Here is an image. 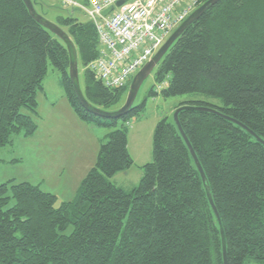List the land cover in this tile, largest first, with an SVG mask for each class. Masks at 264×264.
I'll return each mask as SVG.
<instances>
[{"label":"trees","instance_id":"obj_1","mask_svg":"<svg viewBox=\"0 0 264 264\" xmlns=\"http://www.w3.org/2000/svg\"><path fill=\"white\" fill-rule=\"evenodd\" d=\"M205 1L197 0L198 6ZM32 2L45 16V2ZM54 22L75 45L85 99L109 111L134 75L122 87L105 86L88 66L100 49L93 21L68 12ZM51 34L23 0H0V147L13 134L36 130L37 93L48 65L59 72L63 95L84 122L115 127L144 109L142 102L120 118L87 111L68 75L65 44ZM154 69L158 89L151 88L149 96L190 95L173 111L184 104L211 107L264 140V0H218L208 6ZM178 118L220 217L227 264L264 263V145L212 112L184 109ZM127 135L124 123L105 136L74 197L58 207L56 196L39 185L0 184V264H223L218 220L173 117L157 121L152 160L129 189L110 180L133 164ZM69 224L71 231L64 233Z\"/></svg>","mask_w":264,"mask_h":264},{"label":"rangeland","instance_id":"obj_2","mask_svg":"<svg viewBox=\"0 0 264 264\" xmlns=\"http://www.w3.org/2000/svg\"><path fill=\"white\" fill-rule=\"evenodd\" d=\"M43 1L44 17L48 20L54 21L56 15L72 12L80 20L90 21L81 9L66 5L64 0ZM154 72L155 69L143 80L132 104L134 107L144 102L143 111L128 122L119 120L115 127L106 128L79 119L63 95L59 72L48 65L43 91L37 93V116H34L36 130L29 136L13 134L11 142L0 147V184L8 182L10 186L13 183L30 182L39 185L43 191L56 196L54 205L58 207L62 201H69L74 197L77 187L96 161L100 144L107 140L105 136L125 123L128 127L127 149L133 164L115 173L110 180L126 189L136 185L143 174L142 165L152 160V133L157 121L164 116L170 119L173 107L178 102L191 98L190 95L169 98L149 96L151 88L158 89ZM78 75L82 87V68ZM127 91L128 89L109 111L124 103ZM194 97L219 102L215 98ZM71 229L72 225L69 224L64 233H69ZM244 264L264 263L248 259Z\"/></svg>","mask_w":264,"mask_h":264},{"label":"built area","instance_id":"obj_3","mask_svg":"<svg viewBox=\"0 0 264 264\" xmlns=\"http://www.w3.org/2000/svg\"><path fill=\"white\" fill-rule=\"evenodd\" d=\"M117 0H74L95 24L99 54L88 65L108 87H122L148 61L171 32L198 6L197 0H133L101 12Z\"/></svg>","mask_w":264,"mask_h":264},{"label":"water","instance_id":"obj_4","mask_svg":"<svg viewBox=\"0 0 264 264\" xmlns=\"http://www.w3.org/2000/svg\"><path fill=\"white\" fill-rule=\"evenodd\" d=\"M28 12L30 14V16L37 21L39 24H41L43 27H45L47 30H49L51 33H53L57 38H59L66 47V50L68 52V56H69V68H68V75L73 87V90L75 92V95L77 97V99L79 100V102L81 103V105L89 112L101 116V117H109V118H120L123 114H125L131 107L133 104V101L136 97L137 91L141 85V83L143 82V80L154 70V68L156 67V65L158 64V62L160 61V59L162 58V56L164 55V53L167 51V49L169 48V46L173 43V41L183 32V30L193 21L195 20L208 6L214 4L215 2H217L218 0H206L205 2H203L202 4H200L199 6H197L172 32L171 34L166 38V40L161 44V46L155 51V53L151 56V58L146 61L141 67L140 69L134 74L130 85L128 87V91H127V95H126V99L124 101V103L117 109L113 110V111H106L103 110L99 107H95L92 104H90L84 97L81 86H80V82H79V68H78V59H77V51L75 48V45L73 43V41L71 40V38L69 37V35L54 21L48 20L46 19L42 14L38 13L36 11V9L34 8V4L32 2V0H23ZM126 0H117L113 5L107 7L106 9H104L101 12L102 16H106L109 12H111L113 10L114 7H119L121 4H123ZM184 109H194V110H202V111H208V112H212L215 113L219 116H221L222 118L229 120L235 124H237L238 126H240L241 128L245 129L247 132H249L250 135H252L253 137L256 138V140L264 145V140L261 139L259 136H257L252 130H250L247 126H245L243 123L239 122L238 120L227 116L225 114H222L221 112H219L216 109H213L211 107H205V106H192L189 104H184V105H180L178 106L174 111H173V120L174 123L179 131V133L181 134L184 142L186 143L187 148L189 149L190 155L192 156V159L199 171V174L201 176V179L204 183L205 186V191H206V195L208 198V201L211 205V208L213 209L216 218L218 220V224H219V230H220V234H221V242H222V253H223V264H227V260H226V242H225V236H224V231H223V227L221 225V220L220 217L218 215L217 209L214 205L209 187L207 185L206 182V176L204 173V170L198 160V157L194 151V149L192 148L186 134L184 133L180 122H179V118H178V114L180 111L184 110Z\"/></svg>","mask_w":264,"mask_h":264},{"label":"crops","instance_id":"obj_5","mask_svg":"<svg viewBox=\"0 0 264 264\" xmlns=\"http://www.w3.org/2000/svg\"><path fill=\"white\" fill-rule=\"evenodd\" d=\"M126 1H133V0H126Z\"/></svg>","mask_w":264,"mask_h":264}]
</instances>
